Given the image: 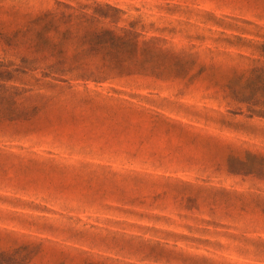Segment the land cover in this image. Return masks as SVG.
Returning a JSON list of instances; mask_svg holds the SVG:
<instances>
[{"label": "rangeland", "instance_id": "1", "mask_svg": "<svg viewBox=\"0 0 264 264\" xmlns=\"http://www.w3.org/2000/svg\"><path fill=\"white\" fill-rule=\"evenodd\" d=\"M0 264H264V0H0Z\"/></svg>", "mask_w": 264, "mask_h": 264}]
</instances>
